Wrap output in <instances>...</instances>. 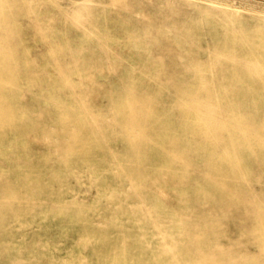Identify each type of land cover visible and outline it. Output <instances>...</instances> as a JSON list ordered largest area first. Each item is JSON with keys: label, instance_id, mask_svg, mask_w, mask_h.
<instances>
[{"label": "rangeland", "instance_id": "1", "mask_svg": "<svg viewBox=\"0 0 264 264\" xmlns=\"http://www.w3.org/2000/svg\"><path fill=\"white\" fill-rule=\"evenodd\" d=\"M198 256L264 264V0H0V264Z\"/></svg>", "mask_w": 264, "mask_h": 264}, {"label": "bare ground", "instance_id": "2", "mask_svg": "<svg viewBox=\"0 0 264 264\" xmlns=\"http://www.w3.org/2000/svg\"><path fill=\"white\" fill-rule=\"evenodd\" d=\"M207 106V108H208V105H206ZM210 107V106H209ZM212 107V106H211ZM211 107H210V110H212L211 109ZM203 110H205L204 108H203ZM206 111V110H205ZM204 111V112H205ZM209 114H211L212 112L210 111V112H208ZM207 114V113H206ZM206 116V115H205ZM254 208V207H253ZM218 247H219V245H218ZM216 256V255H215ZM214 257V256H213ZM212 257V258H213ZM210 258V257H209ZM215 259V258H214ZM238 259V258H237ZM237 259L235 260V261H237ZM234 260V259H233ZM234 261V263L236 264V262ZM201 262V256H198L197 258H195V261L194 262H192V264H199Z\"/></svg>", "mask_w": 264, "mask_h": 264}]
</instances>
